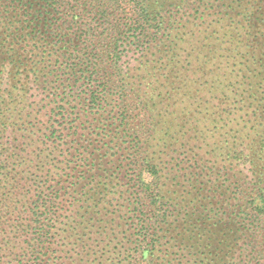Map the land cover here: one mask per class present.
<instances>
[{
	"label": "trees",
	"instance_id": "1",
	"mask_svg": "<svg viewBox=\"0 0 264 264\" xmlns=\"http://www.w3.org/2000/svg\"><path fill=\"white\" fill-rule=\"evenodd\" d=\"M0 264H264V0H0Z\"/></svg>",
	"mask_w": 264,
	"mask_h": 264
}]
</instances>
